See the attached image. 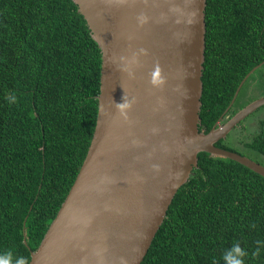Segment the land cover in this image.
<instances>
[{"label":"trees","instance_id":"1","mask_svg":"<svg viewBox=\"0 0 264 264\" xmlns=\"http://www.w3.org/2000/svg\"><path fill=\"white\" fill-rule=\"evenodd\" d=\"M205 14L199 129L208 133L264 63V0H207ZM101 69L73 0H0V256L29 264L57 216L93 138ZM244 145L264 160V129ZM234 242L244 264H264V177L200 153L142 264H225Z\"/></svg>","mask_w":264,"mask_h":264},{"label":"water","instance_id":"2","mask_svg":"<svg viewBox=\"0 0 264 264\" xmlns=\"http://www.w3.org/2000/svg\"><path fill=\"white\" fill-rule=\"evenodd\" d=\"M73 1L102 53L98 116L77 178L29 264H142L200 153L264 177V165L216 145L264 96L208 133L199 129L207 0Z\"/></svg>","mask_w":264,"mask_h":264},{"label":"rangeland","instance_id":"3","mask_svg":"<svg viewBox=\"0 0 264 264\" xmlns=\"http://www.w3.org/2000/svg\"><path fill=\"white\" fill-rule=\"evenodd\" d=\"M262 68V67H261ZM259 68L256 70L249 78V81H246V84L240 94L239 98L243 97L244 94H249L251 99H256L258 97H263L264 95V68ZM264 119V107L258 110L249 120L245 122L247 127L236 129L229 138L225 140L226 145H229L233 148L238 149L240 152L245 153V155L257 162L263 163V159L253 154L250 149L245 148V143L251 141L256 137L260 131L259 122ZM263 165V164H262Z\"/></svg>","mask_w":264,"mask_h":264},{"label":"clouds","instance_id":"4","mask_svg":"<svg viewBox=\"0 0 264 264\" xmlns=\"http://www.w3.org/2000/svg\"><path fill=\"white\" fill-rule=\"evenodd\" d=\"M143 14L138 17L139 22L142 21ZM141 52L144 50L141 49ZM135 54H133V59ZM16 101V96L13 94L9 97V103ZM127 106V105H125ZM120 107V105H118ZM245 256V250L241 248L238 242H234L232 246L225 250L223 259L225 264H244L243 257ZM0 264H27L26 259L23 256H18L13 260V253L9 250L0 256Z\"/></svg>","mask_w":264,"mask_h":264},{"label":"flooded vegetation","instance_id":"5","mask_svg":"<svg viewBox=\"0 0 264 264\" xmlns=\"http://www.w3.org/2000/svg\"><path fill=\"white\" fill-rule=\"evenodd\" d=\"M244 86V85H243ZM242 93V88H241V90H240V92H239V94H238V96H237V98H236V100H235V102L232 104V106H231V104H230V106L228 107V109L224 112V114L220 117V119L217 121V123L216 124H218V126H221V125H223V124H225L230 118H232L240 109H242L243 107H245L246 105H248L250 102H252V101H255L256 99H258V98H260V97H258V98H256V99H251L250 98V95L249 94H244V92H243V97L242 98H239L240 97V94ZM262 96H264V95H262ZM232 103V102H231ZM264 107V106H263ZM263 107H261V108H263ZM261 108H259L258 110H260ZM257 110V111H258ZM257 111H255L254 113H252L251 115H249L246 119H244L243 121H241L236 127H234L231 131H230V133L228 134V136L227 137H225L224 139H222V141H225L227 138H229V135H231L236 129H238V128H243V127H247L246 126V124H245V122L247 121V120H249L250 119V117L251 116H253ZM263 120V119H262ZM262 120L259 122V127H260V131L262 132V130L264 129V125H262ZM215 124V125H216ZM244 129V128H243ZM261 132H259V133H261ZM221 141V140H220ZM219 141V142H220ZM219 142H217V143H219ZM216 143V144H217ZM225 144H226V142H224ZM227 146H229V145H227Z\"/></svg>","mask_w":264,"mask_h":264},{"label":"bare ground","instance_id":"6","mask_svg":"<svg viewBox=\"0 0 264 264\" xmlns=\"http://www.w3.org/2000/svg\"><path fill=\"white\" fill-rule=\"evenodd\" d=\"M249 78H250V77H249ZM245 119H246V118H245ZM229 133H230V132H229ZM227 136H228V135H227ZM227 136H226V137H227ZM219 141H220V140H219ZM258 163H259V162H258ZM260 164H261V163H260Z\"/></svg>","mask_w":264,"mask_h":264}]
</instances>
